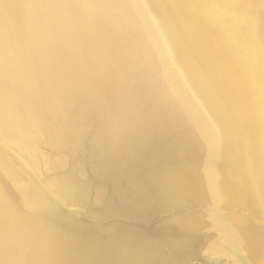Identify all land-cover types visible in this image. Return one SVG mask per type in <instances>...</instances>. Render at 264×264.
I'll use <instances>...</instances> for the list:
<instances>
[{
  "label": "bare ground",
  "instance_id": "6f19581e",
  "mask_svg": "<svg viewBox=\"0 0 264 264\" xmlns=\"http://www.w3.org/2000/svg\"><path fill=\"white\" fill-rule=\"evenodd\" d=\"M0 264H264V0H0Z\"/></svg>",
  "mask_w": 264,
  "mask_h": 264
}]
</instances>
